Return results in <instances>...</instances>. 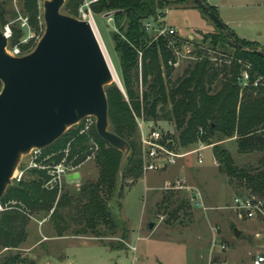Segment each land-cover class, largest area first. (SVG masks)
Masks as SVG:
<instances>
[{"label": "trees", "instance_id": "16d2710c", "mask_svg": "<svg viewBox=\"0 0 264 264\" xmlns=\"http://www.w3.org/2000/svg\"><path fill=\"white\" fill-rule=\"evenodd\" d=\"M7 1L0 0L1 22L14 18L16 14L5 8ZM183 1L94 2V11H111L114 29L110 38L118 54L120 82L124 89L123 94L115 84L105 85L108 128L123 137L130 150L120 165L122 151L105 142L92 127L91 134L98 144L93 158L98 167L95 179L85 178L77 191L64 190L57 195L54 187L46 189L42 186L46 173L35 168L31 169L33 176L7 184L0 201L10 199L14 201V207L0 211V249L19 246L27 235L29 218L20 208L26 212L48 214L58 236L64 235L69 219H74L78 226L72 230L75 231L73 234L89 233L111 249L125 247L122 239L127 236V230L123 223L118 226L119 221L108 201L122 195L123 181L132 182L141 173L138 133L135 132L132 111L136 114L141 111L145 119L172 120L178 146H186L198 139L212 142L219 171L237 187L247 188L251 193L264 197V53L258 51L264 49L253 40L237 36L224 23L223 29L216 26V31L199 33L200 42L191 44L194 57L183 67L180 75L170 80L172 67L167 61L174 60L173 47L180 46L184 39L166 33L155 37L153 31L144 28L143 19L149 15L156 19L162 14V10L157 11L168 2ZM79 2L65 0L63 7L75 16ZM196 5L206 14L208 11L217 13L216 7L204 0ZM23 7L33 22L36 14L34 0H25ZM160 24V21L155 22L156 26ZM15 29L12 28L8 38L10 42H15ZM217 53L221 55L212 58ZM243 70L248 74L247 83L239 84L238 77ZM253 81L257 83L253 84ZM70 128L42 149L57 151L66 141L70 142L71 153L86 149L87 136ZM227 139H233L238 153L255 155V160L242 164L235 162L230 149L216 142ZM60 155L56 152L53 158L57 160ZM162 197L160 203L169 198L166 194ZM117 228L121 230L118 241L103 240L113 236ZM18 258L17 254L8 252L0 256V264H15L21 261Z\"/></svg>", "mask_w": 264, "mask_h": 264}, {"label": "rangeland", "instance_id": "374dc122", "mask_svg": "<svg viewBox=\"0 0 264 264\" xmlns=\"http://www.w3.org/2000/svg\"><path fill=\"white\" fill-rule=\"evenodd\" d=\"M24 1L8 0L6 2L5 8L15 11L16 14L14 18L0 21V28L2 29L5 25H8L11 31L13 27L16 28L13 33L15 42H10L8 37L7 44L10 46L17 43L22 51L28 52L37 43L44 29L41 6L43 0H34L36 14L33 22H30L28 13L23 7ZM204 1L211 3L210 0ZM216 1L221 3L220 13H216L218 17L223 22L224 19H228L227 24L237 36L253 40L264 49V0ZM63 3L61 12L73 15V12L70 13L66 7H63ZM161 10L162 14L157 15L156 19L151 15L146 19L153 21L154 24L160 21L173 26L176 30L174 34L184 39L180 46L173 47L174 60L167 61L172 67L170 80H174L182 73L187 62L194 57L191 44L200 42L199 33L216 31L217 27L208 14L193 0H184L182 3L168 2L157 13ZM106 12L95 10L93 19L98 28L97 36L101 40L118 80V84L115 79L108 84H115L124 94L120 82L118 54L110 38L114 22H112L111 13L108 16L104 15ZM187 34L194 36L187 38ZM220 55L217 53L212 58ZM140 56L141 53L138 51V59ZM137 65L139 67L140 61ZM161 68L163 69L162 64ZM132 114L136 123L135 132L138 133L137 117L146 119L141 111L139 114L132 111ZM152 120L163 130L164 136L172 141V148L176 151L192 150L199 143L203 144L202 160L197 162L196 153H188L177 157L175 162L165 163L154 170L144 171L141 167V173L137 177L139 179L134 178L132 182L123 181L122 195L113 197L108 202L112 213L119 221L118 226L123 223L127 230V237L122 239L124 248L111 249L89 233L73 234L72 232L75 231L72 230L78 226L74 219H69L64 235L58 236L55 234L48 214L43 215L39 211L30 212L29 210L26 212L22 206L25 211L21 208L20 211L29 218L26 224L27 235L19 246L1 248L0 256L8 252L17 254L21 261L15 264H252L255 255L264 253V221L241 219L230 206L234 194L251 193L249 189L237 187L223 172L219 171L212 152V142L206 143L198 139L186 146H178L175 141L176 132L173 121L167 118ZM85 121L82 118L71 125L70 130L87 136L86 149L79 153H71L69 141H66V144L57 151H53V148L50 152L44 151L41 147L34 159L37 164L29 167L27 165L31 156L22 155L16 166L18 170L23 169L20 179L33 176L31 169L44 170L47 177L42 181V186L46 189L54 187L57 195L64 190L77 191L85 178L95 179L98 167L93 158L98 151V144L90 131L92 127L95 130V118L88 128L80 131ZM65 137L66 134L62 139ZM137 142L140 154L139 133ZM216 142L228 147L235 162L239 164L255 160V155L238 153L233 139ZM56 152L61 153L57 160L53 158ZM59 161L70 166L69 173L78 172L80 177L70 181L63 178L60 186L46 187L44 182L49 177L48 168L41 165H51ZM123 161L124 159L120 160V165ZM180 177H184L188 185L198 188L201 195L199 203H196V198L194 199L192 188H175L170 185ZM15 182L18 181L11 179L9 184ZM164 194L169 198L160 203ZM0 204L2 206L0 211L14 207V201L10 199L0 201ZM149 221L153 224L148 227ZM129 224L135 229L133 234L129 230ZM234 227L240 230L238 236L233 234ZM120 233L121 230L117 228L113 236L104 237L103 240L118 241L117 236ZM28 261L30 262L27 263Z\"/></svg>", "mask_w": 264, "mask_h": 264}, {"label": "water", "instance_id": "95a60500", "mask_svg": "<svg viewBox=\"0 0 264 264\" xmlns=\"http://www.w3.org/2000/svg\"><path fill=\"white\" fill-rule=\"evenodd\" d=\"M63 1H42L44 29L26 53L10 55L0 28V196L22 155L49 145L85 115L95 118L96 133L122 151L121 159L130 150L127 141L108 128L105 85L115 78L100 39L89 22L61 12ZM208 15L224 28L216 13ZM152 224L149 221L148 227ZM239 233L234 227V236Z\"/></svg>", "mask_w": 264, "mask_h": 264}, {"label": "built area", "instance_id": "2783aa9c", "mask_svg": "<svg viewBox=\"0 0 264 264\" xmlns=\"http://www.w3.org/2000/svg\"><path fill=\"white\" fill-rule=\"evenodd\" d=\"M96 0H80L77 7V12L74 17L81 18L89 22L92 30L96 35H98V28L96 22L93 19V4ZM111 13V12H110ZM109 13V14H110ZM143 26L147 31H153L154 36L157 37L160 33L166 34H174L175 28L169 26L165 23H161L159 26H156L153 21L148 20L146 18L143 19ZM6 38L11 35V30L8 25H5L2 28ZM8 43V42H7ZM6 51L13 56L20 55L26 53L27 51H22L21 47L15 43V45L5 46ZM248 74L246 70H243L238 77L239 84L247 83ZM256 81H253V84H256ZM85 119V124L82 127V130L88 128L93 122L94 118L92 115H85L82 117ZM81 118V119H82ZM137 125H138V133H139V141H140V165L144 171L154 170L159 167H162L165 163H173L176 158L179 156L186 155L188 153H196V160L200 162L202 160L201 150L204 148V145L199 143L195 146L194 149L188 151H176L172 148V141L164 136V132L157 123L152 119L144 120L141 117H137ZM40 148L34 147L29 150V154L31 159L27 167L35 166L37 163L34 160L38 155V151ZM46 166L48 168L49 177L44 182L46 187H52L54 185H61V180L63 178L66 179L67 174L70 172L68 168L70 166L63 163V161H59L53 163L51 165H41ZM23 173V169L14 170L11 179H15L19 181L21 175ZM172 187L180 188V187H189L193 189L194 199L196 198V203H199V199L201 198L200 192L198 188L194 186H190L184 180V177H180L175 179L173 184H170ZM169 185V187H171ZM231 208L236 212L237 216L241 219H258L264 221V197L259 196L252 193H244V194H234L232 197V201L230 204ZM2 206L0 204V210ZM213 243V242H212ZM214 245V243L212 244ZM223 246V245H222ZM215 264V263H209ZM252 264H264V253L257 254L253 257Z\"/></svg>", "mask_w": 264, "mask_h": 264}, {"label": "crops", "instance_id": "0c3cea01", "mask_svg": "<svg viewBox=\"0 0 264 264\" xmlns=\"http://www.w3.org/2000/svg\"><path fill=\"white\" fill-rule=\"evenodd\" d=\"M211 1V4H213L215 7H216V12H217V14H219L220 13V9H219V7H220V5H221V3H219V2H217L216 0H210ZM227 22H228V19H224V23H226L227 24ZM228 25V24H227ZM171 26V25H170ZM173 27V26H172ZM228 27H229V25H228ZM176 32V31H175ZM178 35V34H177ZM179 36V35H178ZM192 36H194V35H192V34H187V38H192ZM240 37V36H239ZM241 37H243V36H241ZM258 47H260V48H262L259 44H258ZM70 173H68L67 174V176H66V180L68 181H70V180H74V179H78L79 177H80V175H79V173L78 172H76L75 174H74V172L72 173V175L71 176H68ZM137 179H139V178H137ZM136 179V180H137ZM136 180H134V182H136ZM133 182V183H134ZM132 185V184H131ZM129 230L132 232V234H133V232H135L134 230V228H132L131 227V225L129 224ZM127 237V236H126Z\"/></svg>", "mask_w": 264, "mask_h": 264}, {"label": "bare ground", "instance_id": "6f19581e", "mask_svg": "<svg viewBox=\"0 0 264 264\" xmlns=\"http://www.w3.org/2000/svg\"><path fill=\"white\" fill-rule=\"evenodd\" d=\"M100 39V38H99ZM100 43H101V40H100ZM101 45H102V43H101ZM102 49H103V46H102ZM103 52H104V54L106 55V57H107V60H108V63H109V67H110V69L113 71V74H114V78H115V80H117V76H116V72H115V70L113 69V66L112 65H110L111 63H110V60H109V58H108V55L105 53L106 51L103 49Z\"/></svg>", "mask_w": 264, "mask_h": 264}]
</instances>
